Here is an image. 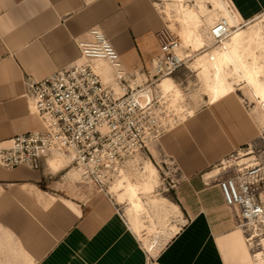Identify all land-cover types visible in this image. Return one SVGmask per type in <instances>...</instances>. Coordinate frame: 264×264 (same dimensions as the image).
Instances as JSON below:
<instances>
[{
	"label": "crops",
	"instance_id": "crops-1",
	"mask_svg": "<svg viewBox=\"0 0 264 264\" xmlns=\"http://www.w3.org/2000/svg\"><path fill=\"white\" fill-rule=\"evenodd\" d=\"M92 28L134 72L148 70L159 54L166 19L152 0H0V143L42 129L24 96V77L42 80L78 61L76 40ZM231 94L206 103L150 147L180 179L163 198L172 224L181 227L153 259L124 225L122 203L101 191L83 198L88 192L68 181V166L49 157L34 168L0 167V263L250 264L218 180L209 178L213 167L259 137L254 118ZM156 194L149 198L162 196Z\"/></svg>",
	"mask_w": 264,
	"mask_h": 264
},
{
	"label": "built area",
	"instance_id": "built-area-1",
	"mask_svg": "<svg viewBox=\"0 0 264 264\" xmlns=\"http://www.w3.org/2000/svg\"><path fill=\"white\" fill-rule=\"evenodd\" d=\"M232 27L221 19L212 35L217 43ZM160 52L148 70L128 71L106 35L92 28L76 40L81 57L49 77L26 75L24 96L32 101L42 129L0 143V167L34 168L58 155L69 161L80 180L107 193L105 187L150 160V147L174 126L160 83L188 68L190 54L168 29L158 33ZM105 62L113 79L105 82L96 63ZM151 92L145 103L143 96ZM264 112V101L261 103ZM261 144L234 151L215 168L217 185L237 228L250 245L264 236V133ZM253 148V149H252ZM150 258V257H149Z\"/></svg>",
	"mask_w": 264,
	"mask_h": 264
},
{
	"label": "rangeland",
	"instance_id": "rangeland-1",
	"mask_svg": "<svg viewBox=\"0 0 264 264\" xmlns=\"http://www.w3.org/2000/svg\"><path fill=\"white\" fill-rule=\"evenodd\" d=\"M182 1V2H181ZM155 7H157L158 11L162 13V15L166 19V29L172 38H178L182 42L184 50L190 54V61L188 63V68H184L178 74L171 76L175 82V86L173 89L168 91H163L162 87L159 88L163 92L165 96V100L167 101L169 111L173 114L172 120L174 122V126L170 132L180 126L189 116L195 114L196 111L200 110L204 107L206 103H212V98L208 93V85L207 82L202 78L200 75L201 71L198 68L197 64L201 60V58L205 55L213 54L215 50H218L223 46V43L214 42L212 39V45H205L203 49H194V47L187 46L185 41L183 40V36L180 34L181 29L183 28V21H196L197 24H201V21L205 24L204 28H207L214 24L217 19L220 17H225L227 15L230 16L229 11H225L223 8H220L218 5L213 3L211 0H152ZM223 5L227 8L228 4L231 10L234 7L235 10L239 11L242 20L237 22L235 26H233V33L229 37L230 39L234 35V33L238 30L248 29L249 27L256 25L255 31V38H256V48L259 55V64L263 68L262 73V80L264 81V0H223ZM181 5L183 6V10L181 9ZM200 8V9H199ZM166 9V10H165ZM164 10V11H163ZM171 15H169L168 11ZM228 10V9H227ZM165 12V13H164ZM199 13L197 16L196 13ZM167 13V15H166ZM193 15V16H192ZM223 19V18H222ZM232 24V23H231ZM234 24V23H233ZM208 31V30H207ZM209 34V32H208ZM228 38V39H229ZM228 39L226 41H228ZM229 39V40H230ZM193 46V45H192ZM196 50V51H195ZM106 64V63H105ZM99 65L97 63L98 71H104L106 76L110 78L109 80L106 79L105 75L103 78L105 82H109L113 79V71L112 69L106 65ZM102 68V70H101ZM102 73V72H101ZM167 78V77H166ZM165 80V78L163 79ZM162 80V81H163ZM176 87V88H175ZM235 91L231 95L238 96V98L242 101V104L247 109V111L252 115L254 121L260 128L259 137L249 144L239 148V149H248L249 145L252 147L254 144H261L260 139L261 135L264 133V117L259 112V104L256 101V95L250 85L245 82L241 81L238 85H235ZM147 95V94H145ZM26 98V97H25ZM32 109V112L35 113L33 103L31 100L26 98ZM143 103L147 101V97L143 96L142 99ZM215 101V100H214ZM261 111V109H260ZM168 132V133H170ZM167 134V133H166ZM158 145V143L154 144L151 149L153 152V148ZM237 149L236 151H238ZM253 149V148H252ZM262 153L264 154V146L262 147ZM58 155H54L56 161L54 165H57V162H61L60 165L68 166L67 171L65 174H68L67 179L71 184H78L83 187V189L88 193H82V197L88 199L89 196H95L97 193H89L92 191H99L91 184L86 182H82L78 174L71 169L69 161L61 160V158L56 157ZM155 156V155H154ZM155 165L158 171L154 169L151 162ZM162 158H158V156H150V160L146 161L143 166L145 167L144 171L141 172H129L128 177L123 179H118L115 181H111L105 187L107 193H103V195H108L109 197L114 198V201L119 205V202L123 205H119L118 208L120 210V214L122 216V221L124 225L129 230V227L136 235V239L143 243L144 247L149 252V256L153 259L157 253L160 251V245L167 243L169 238L174 234L177 233L178 230L176 227H181L180 225H176V223L172 224V220L170 217L172 216V212L169 209L168 199L163 198V196H169V193H175L176 187L179 186V178L178 174L174 170L173 165L168 161L165 160V163L162 162ZM146 164V165H145ZM218 171V168H212V176H215L219 173L214 172ZM219 178V177H217ZM215 178V179H217ZM125 180V184H122V181ZM127 184L133 185L137 187L138 197L135 198L138 201L142 208L140 209V213L137 212L132 215L129 210H127V205L131 204L130 198L125 191H120L123 188H126ZM123 185V186H122ZM120 192V193H116ZM147 194L143 200V196L141 194ZM161 194L158 198H149V194L157 195ZM160 198V199H159ZM149 200H159L161 204H154ZM144 201H148L151 209L146 205ZM145 204H143V203ZM129 207V206H128ZM130 209V208H129ZM156 211V212H154ZM159 213H158V212ZM136 217V218H135ZM134 221L140 222L142 221L143 224L146 222L145 227L140 230H133L132 222ZM134 224V223H133ZM161 227V228H160ZM237 231L239 232V238L242 235V242L243 247L248 252L249 255V262L250 264H264L263 262L255 261L254 254L260 251V246L253 244L250 245L249 248L245 243L246 234L243 230L236 227ZM130 231V230H129ZM243 232V233H242ZM245 236V237H244ZM247 238V237H246ZM241 242V244H242ZM157 248H160L156 250ZM250 249V250H249ZM5 264V263H0Z\"/></svg>",
	"mask_w": 264,
	"mask_h": 264
},
{
	"label": "bare ground",
	"instance_id": "bare-ground-1",
	"mask_svg": "<svg viewBox=\"0 0 264 264\" xmlns=\"http://www.w3.org/2000/svg\"><path fill=\"white\" fill-rule=\"evenodd\" d=\"M211 1L216 5H218L220 8H223L225 11H229L230 16L228 17L227 15H225V17H220L219 19H217V21L214 24L208 27V31L207 28L203 29L205 24L202 21H201L202 23L201 25V24H197L196 21L192 22L189 20H184L183 28L181 29L180 34L183 36V40L185 41V44L187 46L194 47V49L196 48V50L203 49L205 45L211 46L213 44L212 42L213 41L215 42L212 32L216 24L222 18L226 19L229 22L232 29L233 26L237 24V22L241 21V18L239 14H237L236 11L234 10V7L232 8L233 10H231L229 6L230 3H227L228 6L226 8L223 5L222 2L223 0H211ZM181 9L183 10L182 5H181ZM167 11L169 15H171L169 10ZM196 14L197 16H199L198 12ZM255 27L256 25H253L248 29H244V30L242 29L236 31L231 39L229 38L231 36L228 37L230 40L227 38L228 41H226L227 39L222 41L223 46L221 48L215 50L213 54L203 56L199 61V63L197 64V66L201 71L200 75L207 82L208 93L213 101L228 96L231 93H234L236 89L235 85H238L241 81H245L253 89L256 95V101L259 104V112L264 117V112L261 106V103L264 101V81L262 80L263 68L259 64V55L256 48V38H255L256 34L254 31ZM232 33L233 31L231 30L230 35H232ZM97 63L105 64V62L103 61H99ZM101 72L103 75L106 76L103 70ZM161 83L160 85L164 92L165 91L169 92L175 86V82L171 77L165 78V80H163V82ZM145 94L147 95H144V97L146 96L148 99V97L151 95V92L149 91ZM56 157L61 158V160L63 159L68 161L67 159L62 158L60 156H56ZM144 169L145 167L142 169V172L144 171ZM214 172H218V171L216 170ZM75 173L78 174V177L80 179V174L76 171ZM125 177H128V175H124L121 179ZM212 177L213 176L210 175L209 178L211 179ZM124 181L125 180L122 181V184H125ZM120 191H125V193L123 194H127L130 198L131 204L129 205L130 208L129 212L132 215L139 212L142 206L138 201L135 200V198L138 197L137 187L127 184L126 188H123ZM116 193H120V192L116 191ZM134 220L135 219H133V223L137 230H140L145 227L142 221L137 222ZM258 242L261 248L259 252H256L254 254V258L255 261L264 263V236L260 237V240H258ZM245 243L249 248L250 246L247 242L246 237H245Z\"/></svg>",
	"mask_w": 264,
	"mask_h": 264
}]
</instances>
